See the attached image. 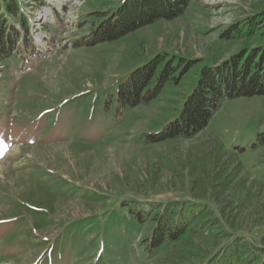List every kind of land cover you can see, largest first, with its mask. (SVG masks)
Listing matches in <instances>:
<instances>
[{"label":"rangeland","instance_id":"obj_1","mask_svg":"<svg viewBox=\"0 0 264 264\" xmlns=\"http://www.w3.org/2000/svg\"><path fill=\"white\" fill-rule=\"evenodd\" d=\"M119 1L15 0L29 32L20 57L0 66V264H204L228 242L220 219L264 248V148L251 146L264 135V96L224 100L192 139L145 141L204 67L264 46V0H186L173 21L87 44ZM162 53L190 64L180 81L118 119L103 112L104 91ZM200 195L219 198L203 220L212 225L152 256L142 242L150 229L118 212L124 200ZM93 215L100 224L79 222Z\"/></svg>","mask_w":264,"mask_h":264},{"label":"trees","instance_id":"obj_2","mask_svg":"<svg viewBox=\"0 0 264 264\" xmlns=\"http://www.w3.org/2000/svg\"><path fill=\"white\" fill-rule=\"evenodd\" d=\"M30 1L35 3L41 0ZM2 5L0 66L20 57L21 52L18 48L27 44L29 32L26 20L15 0H4ZM186 6V0H120L110 13L98 17V22L90 30L91 38H88L86 43L95 45L117 42L160 20L173 21L183 14ZM8 19L11 23H17L20 31H13L5 24ZM237 30H232L229 37H236ZM187 64L186 61L182 64L179 58L171 60L164 53L146 60L142 66L132 69L104 91L103 112L108 113L112 110L114 117L118 119L124 112L133 110L140 103H147L156 98L166 84H176L180 81L181 75L188 70L190 64ZM198 76L176 116L158 132L148 135L145 140L148 144H160L178 138L192 139L206 129L212 115L218 111L224 100L264 96V46L245 54L237 52L218 67L207 65ZM251 146L254 149L264 148V135H258ZM214 185L215 183L211 187ZM219 202V198L213 199L205 195L165 203L124 200L118 212H123L138 230L141 227L150 229L142 242L148 254L152 256L166 249L172 251L205 226L212 225L213 222L205 224L203 220L216 215L218 209L215 203ZM117 214L103 212L100 217L102 220L114 219V216L118 217ZM219 218L220 216H217L215 219ZM92 221L100 224L94 215L79 222L91 224ZM220 221L222 219L217 224L224 227L221 241L228 242L226 241L204 264H264V248H259L253 245V241H245L244 237L230 233L232 226ZM260 233L261 229H258L251 238L254 239Z\"/></svg>","mask_w":264,"mask_h":264}]
</instances>
